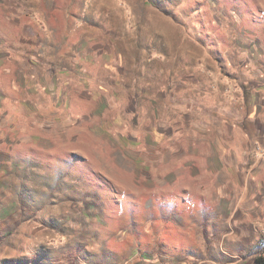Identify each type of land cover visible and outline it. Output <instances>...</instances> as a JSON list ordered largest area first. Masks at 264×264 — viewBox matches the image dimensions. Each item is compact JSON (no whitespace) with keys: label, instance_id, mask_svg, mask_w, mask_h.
<instances>
[{"label":"rangeland","instance_id":"1","mask_svg":"<svg viewBox=\"0 0 264 264\" xmlns=\"http://www.w3.org/2000/svg\"><path fill=\"white\" fill-rule=\"evenodd\" d=\"M262 63L264 0H0V264H255L264 196L178 209Z\"/></svg>","mask_w":264,"mask_h":264},{"label":"crops","instance_id":"2","mask_svg":"<svg viewBox=\"0 0 264 264\" xmlns=\"http://www.w3.org/2000/svg\"><path fill=\"white\" fill-rule=\"evenodd\" d=\"M261 67H264L263 63ZM252 98L246 94L240 98V108L244 110L242 116L239 113L222 116L223 114L215 110L219 123L212 122L210 118L204 121L205 129L200 133L202 137L200 142L204 141L206 151L199 156L204 162L198 164L200 173L189 174V181L199 183L200 189L196 192L193 187L190 190L184 188L183 195L187 199L182 198L184 202H187L188 197L197 199L198 202L192 203L194 205L192 213L184 209H178V213L184 216L202 214L201 209L204 207L213 208L208 213L218 215H231L235 212L248 216L253 214L256 198L264 196V161L254 160L248 147L249 143H255L256 136L262 135L264 138V103L258 106L259 101L254 103ZM231 199H235L236 202L231 203L229 201ZM229 207L231 210L226 212L222 210ZM184 216L182 219L185 223L181 226L180 234L182 247L201 245L202 240L190 238L185 233L192 230L196 224L188 223ZM166 243L161 246L167 249L169 247L175 249L174 246L178 244ZM182 256L184 260L192 259V255Z\"/></svg>","mask_w":264,"mask_h":264},{"label":"built area","instance_id":"3","mask_svg":"<svg viewBox=\"0 0 264 264\" xmlns=\"http://www.w3.org/2000/svg\"><path fill=\"white\" fill-rule=\"evenodd\" d=\"M254 157L258 160L264 161V149L257 147L256 152L254 153Z\"/></svg>","mask_w":264,"mask_h":264},{"label":"trees","instance_id":"4","mask_svg":"<svg viewBox=\"0 0 264 264\" xmlns=\"http://www.w3.org/2000/svg\"><path fill=\"white\" fill-rule=\"evenodd\" d=\"M254 262H255V264H264V257H262V256H257V257L254 259Z\"/></svg>","mask_w":264,"mask_h":264}]
</instances>
